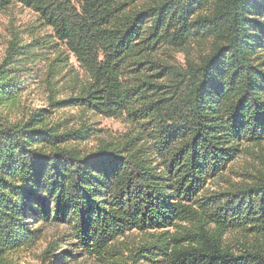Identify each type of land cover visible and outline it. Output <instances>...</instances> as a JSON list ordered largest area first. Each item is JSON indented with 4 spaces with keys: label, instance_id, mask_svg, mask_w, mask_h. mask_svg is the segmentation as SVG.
Segmentation results:
<instances>
[{
    "label": "trees",
    "instance_id": "1",
    "mask_svg": "<svg viewBox=\"0 0 264 264\" xmlns=\"http://www.w3.org/2000/svg\"><path fill=\"white\" fill-rule=\"evenodd\" d=\"M15 5L37 18L0 62V264H26L18 252L46 223L97 258L136 230L148 234L130 264H264V171L206 191L264 140V0H0V12ZM39 59L45 70L31 67ZM19 70L48 74V106L121 118L127 132L87 149L89 128L49 127L46 108L11 119ZM65 72L69 94L56 99Z\"/></svg>",
    "mask_w": 264,
    "mask_h": 264
},
{
    "label": "rangeland",
    "instance_id": "2",
    "mask_svg": "<svg viewBox=\"0 0 264 264\" xmlns=\"http://www.w3.org/2000/svg\"><path fill=\"white\" fill-rule=\"evenodd\" d=\"M36 18V14L30 9L18 5L10 6L0 12V62L4 59L5 49L13 35L17 31L21 32L27 25L34 24ZM21 35L26 39L23 33ZM47 51V49L42 50L43 53ZM200 52L201 50L195 44H192L189 49L192 57H197ZM171 54H173L176 63H184L185 56L183 52L173 51ZM46 55L52 58L54 53H46ZM63 55L67 57V67L72 70L71 73L79 74V77H82L83 71L74 57L65 50H63ZM159 56L164 57L160 53ZM46 62L45 59H39L31 67L45 70ZM24 64L22 62L20 67L23 68ZM65 74L67 75L62 74L55 84L57 87L61 85L62 88H59L60 93L66 92L57 95L56 99H62L69 94L66 90L69 82L66 81L69 79L70 74L68 72H65ZM15 75H17L16 79H20L21 84L25 85V88L20 93L18 113L16 116H12L11 119L27 116L34 109L46 108L47 110L43 112L44 124L49 127L64 130L87 126L89 134L80 144L81 147L87 149L94 148L100 141L108 142L122 137L127 132L128 124L121 118L104 117L75 106L59 108L48 106L47 79H50L48 74L43 73L40 75V72H38L34 78H29L26 72L19 70ZM5 115L4 113L0 114V121L6 120ZM258 171H264V140L257 144H245L228 168L220 176L208 181L206 191H222L237 184L250 182L258 174ZM40 229L41 234L33 245L18 252L17 257L20 262L26 264H125V261H127L130 264L132 261L130 254H133L134 249L146 240L148 234L136 230L130 231L118 239L117 253L97 258L88 255L77 246L78 244L72 239L67 226L46 223ZM228 238L234 242L233 234H229ZM127 257H130V259H127ZM134 264L167 263L161 257H158L155 261H149L145 257L138 256Z\"/></svg>",
    "mask_w": 264,
    "mask_h": 264
}]
</instances>
